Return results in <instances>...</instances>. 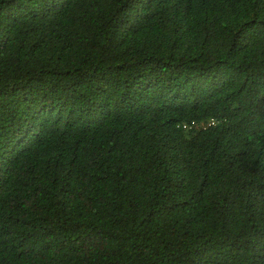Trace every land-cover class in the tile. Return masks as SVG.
<instances>
[{"label": "trees", "instance_id": "trees-1", "mask_svg": "<svg viewBox=\"0 0 264 264\" xmlns=\"http://www.w3.org/2000/svg\"><path fill=\"white\" fill-rule=\"evenodd\" d=\"M258 26L264 0H0V264H264V106L224 85L263 74Z\"/></svg>", "mask_w": 264, "mask_h": 264}, {"label": "clouds", "instance_id": "clouds-1", "mask_svg": "<svg viewBox=\"0 0 264 264\" xmlns=\"http://www.w3.org/2000/svg\"><path fill=\"white\" fill-rule=\"evenodd\" d=\"M247 38L242 41L241 43L246 45L250 41L252 42V46L256 43L257 45L264 39V26H258L255 32L253 33L252 37H250L249 31H246ZM260 35L263 36L260 38ZM208 72H205L207 74ZM182 74V73H181ZM180 75V70L175 71L176 79ZM237 77H231L229 80H227L224 85L231 87L233 84H237L241 91L247 92L252 91V94L254 95L255 99L258 103L264 106V72L263 74L255 73L254 77L249 76L247 73L238 72ZM211 74L208 77L210 78ZM208 96L203 97L202 101L206 100ZM40 112L39 115L42 117H47V111L46 108L43 106V104H40ZM48 119V117H47ZM211 120H209L206 124H211ZM260 217H257L253 224L257 225L261 228V230H264L263 223L264 221L260 222ZM0 222H2V216L0 214ZM9 234L6 233V229L4 226H0V258L5 259L7 256H10L11 254V244H10V238L8 236Z\"/></svg>", "mask_w": 264, "mask_h": 264}]
</instances>
